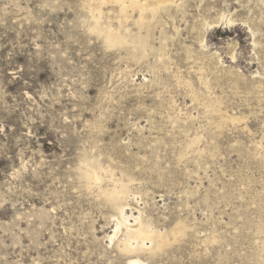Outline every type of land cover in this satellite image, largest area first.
Segmentation results:
<instances>
[{
  "label": "rangeland",
  "instance_id": "rangeland-1",
  "mask_svg": "<svg viewBox=\"0 0 264 264\" xmlns=\"http://www.w3.org/2000/svg\"><path fill=\"white\" fill-rule=\"evenodd\" d=\"M147 1L0 0V264H264V0Z\"/></svg>",
  "mask_w": 264,
  "mask_h": 264
},
{
  "label": "bare ground",
  "instance_id": "bare-ground-1",
  "mask_svg": "<svg viewBox=\"0 0 264 264\" xmlns=\"http://www.w3.org/2000/svg\"><path fill=\"white\" fill-rule=\"evenodd\" d=\"M156 0H148V4L150 5L151 3H154ZM159 3V2H158ZM155 4V3H154ZM151 6V5H150ZM122 213V212H121ZM122 215V214H121ZM124 216V215H123ZM139 219V218H138ZM136 221V220H135ZM128 224V223H127ZM125 225L124 223H119L117 226H116V229H114V233H113V237H115L118 233H119V229L121 226ZM127 230H129L131 233L127 236V238H130V237H133L134 239L135 238H142V236L145 234L143 228H142V225L139 221H136V223L134 225H125ZM151 234V233H150ZM132 239V238H131ZM130 239V240H131ZM136 240V239H135ZM148 240V239H147ZM134 241V240H133ZM132 241V242H133ZM148 241H152V240H148ZM144 242V241H142ZM127 246L129 245L128 242L126 243ZM144 244V243H143ZM134 245V244H133ZM141 246V245H140ZM144 247V245H143ZM134 249V248H133ZM135 263V261H130L128 264H133Z\"/></svg>",
  "mask_w": 264,
  "mask_h": 264
}]
</instances>
